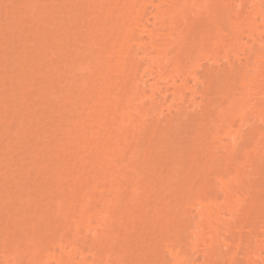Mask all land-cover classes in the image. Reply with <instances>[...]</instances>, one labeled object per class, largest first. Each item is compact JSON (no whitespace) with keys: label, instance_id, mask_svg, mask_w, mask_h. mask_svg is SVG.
Wrapping results in <instances>:
<instances>
[{"label":"bare ground","instance_id":"obj_1","mask_svg":"<svg viewBox=\"0 0 264 264\" xmlns=\"http://www.w3.org/2000/svg\"><path fill=\"white\" fill-rule=\"evenodd\" d=\"M36 1L37 3H35V5L33 4L34 2L32 3V6L34 5L33 6L34 9H32V14L34 16L33 19H35L36 17L35 19L36 22L32 20L33 21L32 23L33 25H35L36 28L32 27L33 28L32 29L29 27L30 29L33 30V32H31L32 35L30 34L32 40L31 44L34 42L33 39H36L37 42V43L34 42L35 48H37L35 51L36 54L33 51V54L36 56V57L34 56L35 59H33L35 60L33 61L34 65H32L29 60L31 56L27 55V57L29 56L28 59H26L25 57V59H22V61L15 60L18 61L14 63L15 66H17L18 68L17 70L18 73L14 69L13 70L14 74L12 71L11 75H8L7 67L9 66L6 65L10 63L7 61L8 58L5 55V58H7L6 61L8 63H6L5 65L2 64L3 65L2 68L0 66L1 68L0 84L2 86L7 87L5 85L7 82L6 81L7 77H9V80L11 81H13L15 77L16 78L18 77L17 80H19V83L21 81V85H22L21 88L26 89V84L28 82H30V84L33 86V84L36 85L37 82L41 83V81H39L40 80L39 78H42L41 79L43 80L42 81L43 85L41 87L42 92L41 90H39L40 92L39 91L36 92L35 87L32 88L31 85L30 88L28 87L29 88L28 90H32V91L34 90L35 92L34 94H36L38 98L42 97V94L43 96L45 95V97L49 101V105H47L48 103L45 105L49 106L50 107L49 109H52L53 112V116L51 118L54 119L56 122L58 121L59 123H58V127H56L57 124L55 126L54 125L55 122L54 123L51 122L52 119L49 118V120L48 119L47 120L50 121L51 124L45 123L47 125L44 124V126L47 127L50 124L48 128L51 127V125H54L56 128L51 127L47 130L48 132L46 131V129L45 131H41L44 128L41 125L43 128L41 127L42 129L38 130V128L40 127L37 128V126L35 127L34 124L37 125L39 121L41 122V120L43 121L45 120V115L39 110L41 114L37 120L35 118V120L38 122H35L34 124H31L29 122L30 125H34L33 127L31 126L30 127L33 129L34 127L36 128V130L34 129L35 133L38 132L36 137L37 136L41 137L43 135V137L45 136L44 137L45 139L50 138L51 140L52 139L55 140L56 141V142L54 141L55 144L58 141L59 143L64 141L62 143L65 147V149H62L63 152L59 150L61 148L54 149V144H53V149L51 150L48 149L49 154H51V152L55 153L53 156L57 158V163H60V165L62 166V168L60 167L61 168V172H60L59 165L56 163V160H54L56 158L52 156L53 154L52 153L51 157L50 156L49 157L52 159L54 158L53 160L55 161V163L52 162L53 166L54 164H57L56 166L59 169V170L56 169V166H54V168H52V170H54L53 172H55V170L57 172L59 171L58 175L61 176L62 173L64 174L66 173L65 171L68 172L70 169H72L75 164H81L80 166L81 168L82 167L83 168L82 170L81 169L79 170L82 171L81 174L84 175L83 178L85 179V181H82L79 175L70 176V177H64L67 174L65 175L63 174V177L55 176L54 175L55 173L49 175L52 176V179H54L55 177L57 178L59 177L58 179L55 178L54 180L55 183L57 180L59 181L60 178H61L60 180L63 181V183L65 182V186L63 187H61L62 183L60 182L56 183V184L60 183L59 186L60 188L55 185L53 186H55L56 188L51 186L55 189L58 188L56 194L55 192H53L55 190L50 186H48L50 187L48 188V190L50 191V189H52L53 190L52 192L55 194V195L53 194L52 198L55 196L57 199L54 201L55 199L54 197L53 199L54 202L52 200H50L52 202L50 201L48 202V204H50L48 205V207L51 205L54 207V208L52 207L53 210L50 209L51 207H49V209L52 210L51 212L52 214L49 213L48 211L49 209L46 205L47 202L45 204V202L43 201V199L44 200L46 199V197L44 198L42 196L43 193H41L42 195L40 194L42 198L40 200H42L41 203L45 204L48 210L45 207L44 211H42L43 204L42 205L36 204V202L33 203L34 205L36 204V206L41 205V207H39L41 212H45V210H47L48 215L49 214L57 215L58 218L61 217V222L57 224V226L60 227L57 228V231L58 229H60L59 230L60 232H58L55 236H53L54 237L53 239H48V238L46 239L45 238L46 235L44 237L42 235L43 233H40L37 236V232H36V234L34 235L32 230L29 232H32L31 234L33 236L31 234L30 237L27 235L28 236L27 239L26 236H22L23 238L25 237L22 240L20 239L21 238L20 235L19 236L15 235L22 241H20L18 238L16 239V237L13 236L11 240L6 241L9 243V244L7 243L8 245L6 244L5 246L0 244L1 246L0 264H112L111 262L112 259L109 253L107 252L101 253L100 251H93V248L87 245L88 242L93 246H95L96 243H98L97 245L103 246V248L114 249V245L119 243L118 241L112 243V241L115 238L117 240L119 239L120 236L119 232L124 226L122 225L123 223L116 225L111 221L109 223H106V220L109 221V217H111L109 216V212L114 211L113 209L116 208L115 204H119L120 201L122 200V197L117 196L115 198H112V200H109L108 196L105 195L98 196V188H99V186L97 185L98 182L96 181L93 184L92 188H90L91 179L92 177L95 176L88 175L86 173L98 172L97 171L98 166L102 163V160L105 157V153L102 150H104L103 147H106L107 145L110 149V153L114 152L118 147V145L121 146L122 151L120 152V154L122 155L118 159V162L121 163H123L124 161L123 158L127 152V149H129L132 156L141 154V156L145 158L146 154L149 153L148 149L158 146L157 139L155 140L153 136L154 133L157 132L158 128H153V126H151L152 123L150 124V121L154 118V116H156L155 118L158 120L161 117H163L164 113L162 111V108L161 110L158 111L159 107L161 106L165 107L164 105H166L165 108L170 110V108L172 107V103L167 102L168 100L167 95H169L170 92H171L170 102L179 101L181 103L183 102L185 103L188 100V102L194 105L192 107H195V109L197 107L198 112L199 110L204 111L205 109L207 110L213 109L215 111L216 106L215 107L213 106L214 102L212 101L214 98L215 100H218L217 97L218 98L220 97L223 102L225 101L227 106L220 108L221 110L220 114L218 115L216 114L217 116H219L220 119V121L218 120L219 124L218 122L212 120L215 122V124H213L214 125L213 127L210 126L209 130L211 129L215 130L214 131L215 132L214 139H215L217 134H219L217 133L219 132L220 129L219 126H222L221 128L224 129L223 127L224 124H225L224 126H226L227 124L229 125V126L227 125L228 126L227 129L225 130L222 129L223 132L219 134L218 135L219 138L218 137L217 138L221 139L220 136L222 135L221 136L222 138L225 139L228 138L230 141L226 139L228 143L222 142L224 143L222 144L221 143L222 139H221L219 141L221 143L219 145L221 146L218 149L219 150L224 148L226 149L227 147L230 156H232L231 153L238 150L240 147L238 146L239 143L243 141L244 134L241 138V132L244 130V129L242 130L243 128L242 124H245V121L248 119L250 120L251 118L252 119L255 118V120L258 119L259 121L261 120L262 122L261 124H264V106L260 105L262 104V102L259 103V100L260 101L264 100V92H263L264 89V0H36ZM19 11H21L20 8ZM1 15L3 16V14ZM5 16H8V13L5 14L4 17ZM15 16H18V18H16ZM15 16L13 15L14 19L16 18L18 20L19 16L21 19L22 14L21 15L16 14ZM7 18L10 19L12 17H7ZM257 18H260V22H257ZM14 21L15 20H13V22ZM16 23L14 26H17ZM260 23L261 25H263L262 29H260L259 26ZM25 27L22 28L25 29ZM20 30L21 29H19V32ZM23 31L22 33L24 34L23 37L21 36L22 37L21 40L25 42L24 37H26V31L25 32ZM1 34L3 35V33ZM16 34H18V32ZM16 34H12L11 36L15 37ZM255 34L257 36H254ZM242 35L249 36L250 40H252V43L246 50L243 49L239 53L238 51L234 50V48H236L237 44L240 42V37ZM3 37L5 39V35ZM1 39H3L2 36ZM16 41H18V39H16ZM16 41L14 40V42ZM185 48H188L187 53L184 50ZM189 48H194V49L198 48L196 54L192 53L191 55V51H189L190 50ZM181 49L184 50L183 54L184 52L186 53L185 59L188 60L189 64H191L190 66H185L188 65V63H186L187 61L181 59V56H183V55L181 56L179 55L180 53L179 51H181ZM206 49H207L206 51L207 54L203 51L201 52V50L205 51ZM26 53H24V56H26L25 55ZM230 54L232 55L230 56ZM200 56H203V58ZM231 57H233L232 59H234L233 62L230 61ZM199 58L200 59L202 58L204 60L212 59V61L210 60L211 62L208 61L209 63H211V65L212 63L215 65L218 64L220 58H223L221 60L222 62H225L224 66L219 63L218 68L216 67L215 69L216 71L214 74L215 78L219 81V83L221 84L225 83V84L223 85V87H221L222 85L219 84L217 80H215L217 82V85L216 86L215 84L213 85V87L215 86L213 93L214 98H211V96H209V93H212L209 92L210 85L206 86V83L209 82L206 81L205 83L201 81V84L198 85V82L200 80L199 78L201 76L200 75L197 76V73L199 74L200 72H198L196 69L197 71L196 73L195 68H199L200 65ZM224 59L225 61H223ZM26 60L31 64V66L29 65L28 67L29 70L26 69L27 67ZM182 60L183 62L186 63L185 65L182 63ZM211 65L209 64L208 67L206 68L204 67V69L209 70V73H211L212 70ZM210 75L213 76V73H211ZM203 76L206 75L203 74ZM29 77L31 78L29 79ZM28 79L30 81H28ZM37 79L38 81H36ZM189 79L193 81V84L192 82L191 85L189 84L188 81ZM212 79L209 80L213 82L214 79L213 80ZM159 81L165 83V84L162 83L164 84V88L162 87L163 89L158 86ZM212 82H210V84ZM203 83H205V85ZM188 84L190 86H188ZM7 85L10 84L8 83ZM17 86H19V84ZM27 86H29V84H27ZM7 88H5V90ZM38 88L40 89V87ZM187 89H189V94L191 93L190 97L189 95L188 96L185 95L186 94L185 90ZM1 90L4 91L3 88ZM3 91H0V128H2V130H4L3 133L8 134L7 136L11 139L14 135L13 136L10 135L11 136L10 137L9 134L12 133L11 126L15 124V121L18 122V124H16L17 126L18 125L22 126V124L24 125L27 124L25 122H26V118L27 120L29 118L26 115V111L28 109L26 110V108L24 107L21 109L23 104L26 103V99H25L26 97L25 98L22 97V99H19L22 105L21 104L18 105L17 98L16 96L14 97V95L13 96L10 95L11 98L9 97L10 100L8 102L5 101V98L4 99L1 98L2 96L1 93ZM32 91L29 92H31L32 94L33 93ZM12 92L13 91H11L10 93ZM18 92H16V95ZM8 93L9 92H7L6 94L7 96ZM196 94L200 95L199 97L200 100L198 101H196L195 98ZM258 94L260 95L262 94L261 95L262 97H260ZM25 95H27V97H30L26 93ZM36 95H34V97ZM186 97L187 99L185 100ZM42 101H44L43 97H42ZM4 102L5 103L7 102V104H5ZM29 102L27 101V103ZM39 102L40 101H38V104ZM55 102L56 104H54ZM219 102L217 101V103ZM163 103L165 104L162 105ZM187 103L186 105H188ZM219 104H221V102ZM182 105L185 107L184 104ZM31 106H33V104ZM173 107L172 110L174 109ZM199 107L201 108L204 107V109L203 108L201 109ZM11 108H13L14 110L12 111ZM232 108H234L235 111H232L234 112V114L231 113L232 115L230 116L233 117L235 116V119L239 118L241 121L239 123L238 128H236V130L232 129L231 127L232 123L226 121L227 118L224 117L226 115L222 116L226 110ZM132 109H134L133 112H131ZM172 110L167 112L169 114L168 116H170V112ZM220 110H218V113ZM32 111L30 109L28 111L29 114L28 113L27 114L28 115L32 114L31 113ZM49 114H51V112ZM250 114H252V116L254 115V117L250 118L249 117ZM35 115L38 116L39 114L38 115L35 114ZM228 115L229 114L227 113V116ZM217 116L216 118H218ZM220 116H222V119ZM247 116L249 118H247ZM31 117L29 120L32 119ZM216 118L215 120H217ZM135 121L136 123L141 125L142 131H138L136 134L132 136L133 138H135V141H133L132 143V141H128L127 139L130 137L131 128L136 125ZM251 121L248 123H251ZM102 122H106V124H103L102 130L100 131ZM160 123L161 122H159V124ZM16 125L12 126L15 127V130L17 127ZM24 125L22 127H24ZM250 126L251 125L246 126L245 124L244 128L248 127L250 130L251 128ZM25 129H28V126H26ZM24 132L26 133V131ZM253 132L254 131H252V133ZM27 133L28 135L29 133L33 134L32 132L29 131H27ZM35 133L33 135H35ZM246 133H250V131ZM256 133L258 137L256 139L258 141L256 143L254 140V143L256 144L253 147L251 146L252 147L251 150H249L251 147L249 149L244 148L246 147L245 146L246 144L244 145V147L243 145H241L242 148L239 149V150L243 149L241 150V152L243 153L240 152L239 153L244 155L245 160H242V158L240 159V161L235 160L234 161L235 167L233 166L234 170H232L233 172L231 171L232 172L231 173L228 171V174L226 176L225 174L223 176H220L218 174L214 175L216 176L215 179L219 183V187L222 188L226 194H228L226 205L232 206L235 205V202H237L238 204L239 201L237 200V198H235L238 194L237 187H240L244 180H248V179L251 180L250 178L252 176L258 174L254 172H256V168L258 165V164L256 165V163L258 162V160L256 159L259 158L262 159L264 157L260 155V153L262 154L264 153V151L261 152L262 148L260 149L259 147L261 142H264L263 141L264 130L262 131L261 128H259L258 131H256ZM21 134L25 135L24 133ZM113 134H115L116 140H114L112 144H109L112 140V136H114ZM117 134H119L120 136H118ZM33 135H29V137L32 136V138H34V141H37L38 138L33 137ZM201 136H199L200 139L202 138ZM22 137H24V140L26 139V136H22ZM5 138L6 137H4V139L1 141L2 137H0V144L3 145V143L1 142H4ZM217 138L215 140H217ZM7 139L5 142H7ZM21 139L22 138H20V140ZM48 139L46 140L48 141ZM20 140L19 143H21ZM47 141L44 144L42 143L43 146H41V148L48 147V144L50 142L48 143ZM117 141L118 143H115ZM141 141H144V143L141 144L142 143ZM244 141H246V138H244ZM10 142L14 144L13 140ZM54 142L52 141V143ZM24 145L27 144L24 143ZM0 147L1 150L2 146ZM16 147L18 148L17 145ZM5 148L6 147H4V149ZM7 148H9V146ZM17 148L16 151L18 150ZM42 150H44V148ZM56 150H59L57 151V154H56ZM44 151L47 152L46 148ZM1 152L2 151H0V153ZM59 152L60 154L58 155ZM65 152H69L67 153L68 155L66 154L68 157L66 155H63ZM81 152H87V153L90 152V156L88 158L89 161L87 163H85V159H83V157L79 156ZM22 153L28 154L27 151L25 153L22 151ZM70 153L73 154L70 155ZM13 154L16 155V152L13 151ZM31 154L34 155L32 157L36 158V156L39 153L36 156H35L36 153L34 154L31 153ZM45 154L49 155L48 153ZM12 155L11 157H13ZM41 156L44 157V155ZM101 156H102V160H101ZM17 157L18 154L16 158ZM21 157H22L21 159L22 161L23 158L25 157L24 155ZM69 157H71V159ZM10 159L13 161L12 158ZM21 161H19L20 162L19 164H22ZM45 161L46 163L49 162L47 160H44L43 163H45ZM226 161H227L226 163L228 164L232 163L229 162L231 161V157ZM6 163H4V167ZM43 163L36 166V167L39 166V171H41L40 173L37 172V175H39V177H41L40 174H43L44 173L43 171H46L47 170L46 168L48 167L47 165L46 167H43V165L46 164ZM16 164L19 166L18 163ZM17 165L16 166L14 165L15 166L14 169L18 168ZM23 165L21 167H23ZM62 169H64V171ZM24 171H26V169L25 170L23 169V172ZM48 172L49 171L47 170V174ZM69 172L71 173V171ZM252 172L255 175H251ZM245 173L250 175L247 176L245 175ZM7 174H9V176L10 175L12 176L10 171L9 173L7 172ZM72 174L73 171L71 175ZM259 174H261L260 171ZM45 177L46 178L44 179L42 178L43 181H45V179H47L48 176L46 175ZM0 178H4V177L1 176ZM6 178L7 177H5V180ZM49 178L47 180H50L51 182L52 180ZM25 180L26 179L23 180V183ZM154 181H155L154 183H156V180ZM50 182L47 183L45 182V183L50 185ZM67 182L68 183L71 182L69 184L70 186L68 185ZM23 183L22 182L21 184L18 183L17 186L23 185ZM143 183L144 185L143 187H141V192L145 193L146 190H148L151 181H143ZM66 184L68 186H66ZM11 185L13 186V183ZM111 186L114 188L115 184H112ZM13 187H15V185ZM118 188H120V186H118ZM44 189L47 190V188ZM1 191H0L1 203L5 195L9 194L8 193L9 191L10 193H12L13 196V192H11L12 190L10 189L8 190L6 189V192L3 191L5 192V195L4 193L2 194ZM203 191L204 190L201 188V189H197L196 192L198 195H201L203 194ZM260 191L262 192V190H259V192ZM150 192L151 193L146 197V203L148 206H152L149 205V200H152L153 203L152 211L144 210L142 211V214L143 217H145L146 219L149 218L146 220L147 224H149L146 226L149 227L147 228L144 227V228H146L147 231L148 228H151V230L148 232L145 230L146 232L144 231L142 234L137 233L138 237L136 236L137 237L135 239L136 242L134 241V244L136 246L133 245L137 247L138 249L137 248L136 249L140 252L141 259L139 260L140 261L139 264H264V255L262 254H261L262 256L260 255V252L262 251L264 252V231H262L260 237L258 238L256 237L255 239H253L254 234L252 233L253 234L252 235L249 232V236H248L249 239L246 240L247 242L245 241V239H247L246 236L245 239L239 236V240L237 241L234 239H227L225 235L221 233L222 232L221 227L224 226L225 224L224 221L226 222L228 221L222 219L220 216L221 205L216 201L203 203L201 199H198L195 202V204L198 205V207L195 208L198 213V220L194 223L193 226L191 225L192 227L190 231V234L193 237L186 238L184 237V232L186 226L188 225L191 219V214L188 212L186 213L187 208L183 203L185 196L184 195L180 197L178 196L179 198L177 197L176 199H174L175 203L172 205L171 203L173 202L165 201L166 196H162L161 194L159 195V193H157L156 191L150 190ZM19 196L21 195L19 194ZM15 197L13 198L11 197V199H14ZM1 198L3 199L1 200ZM8 200L10 201V198ZM18 201L19 200H17V202ZM5 203L7 204L8 202ZM0 205L1 206L3 205V207L0 206L1 207L0 209H2L4 208L5 204L3 203ZM111 207H113V209ZM126 207H127V203H126ZM8 208L9 207L6 208V211L8 210ZM16 208H19V206H17ZM213 208H215L216 210H213ZM21 210L23 211L24 209L21 208ZM38 210L36 213H38ZM98 210H102L103 214L101 215L100 218L94 219V216L98 213ZM12 211L14 212L16 210H12ZM12 211H10V213ZM22 211L18 213L21 214L25 213ZM89 212L92 213L89 214ZM39 213L37 215H39ZM175 214L179 218L178 220L176 216H174ZM0 215L2 217L4 214L3 215L0 214ZM41 215L43 214L41 213ZM41 215L38 217L40 220L37 219L39 222L42 220L41 217L44 218V216H47V215L44 216ZM8 216L5 217V220L6 218H8ZM11 217L14 216L12 215ZM122 218H124V215H122ZM44 219L42 220V222H44ZM38 221L37 224H39L40 226L41 222L38 223ZM4 223L5 222H3V224ZM13 223L14 222H12V224ZM19 223L24 224L23 222H19ZM1 224L0 226H2ZM6 225L7 224H5V226ZM13 226H15V224H13ZM24 226L25 225H23L22 227ZM254 226L252 227L253 230H254ZM3 227H1L2 229L1 231H4L3 233H5L6 230ZM16 227H18V225H16ZM9 228L10 227L8 226V229ZM225 228H226L225 232H227L228 227ZM223 229L224 227L222 228V230ZM24 231H26V229ZM63 232L68 234L70 232L71 233L70 235H72L73 239H71L70 237L65 238L66 235ZM80 232L82 236L80 237L81 240L78 241L77 238ZM251 232L253 231L251 230ZM17 233L18 230L16 234ZM240 235L242 236V234ZM8 236H10V234ZM206 237L209 238L208 243L207 242L205 243L204 241ZM6 238L8 237L6 236ZM15 239L19 240V242L16 241ZM242 239L245 243H242ZM1 241L2 240L0 239V242ZM6 242H2V244ZM88 247L90 249L86 252L85 249ZM198 254H200L201 259L197 258L196 255ZM129 259L131 260V258Z\"/></svg>","mask_w":264,"mask_h":264},{"label":"rangeland","instance_id":"obj_2","mask_svg":"<svg viewBox=\"0 0 264 264\" xmlns=\"http://www.w3.org/2000/svg\"><path fill=\"white\" fill-rule=\"evenodd\" d=\"M3 1L4 0H2V1L0 0V2L3 3V4L0 3L1 4L0 5V15L3 14V16L1 15V17H0V20H1L0 21V26H1L0 27V34L3 33V35L2 34L0 35V39H1V36L3 38V39H1L2 41L0 40V60H1L0 61V64H1L0 66L2 68L3 65H5L6 63L9 62L11 65L10 64L6 65V66H9V67H7V70H8L7 73H8V75H11V73H12V71L14 69L16 70V72L18 70L17 66H15L14 63H16L18 61H22V59H25V57H26V59H28L29 56H31L29 58V60H30L31 64L34 65V62L33 61H35V60H33V59H35L34 58L35 55L33 54V51L35 52L37 48H35V44H34V42H36V39H33L32 38L34 42L31 44V42H32V40H31L32 33L31 32H33V30H32L33 28H36L35 25H33V23H32L33 21L36 22V20H35L36 17H35V19H33L34 16L32 14V9H34L33 6L35 5V3H37V1L36 0H5L4 2ZM32 3L34 4L33 6H32ZM19 8H20L21 11H19ZM6 12L8 13V16H5L4 17V15L7 14ZM19 13L22 14L21 19H20V16H19L20 22H19V19L18 20L16 19V18H18V16H15L16 14L21 15ZM13 15L16 17L15 19H14ZM7 17H12V18L9 19ZM5 18H7V19H5ZM3 19H4V21H3ZM13 20H15V21L13 22ZM16 22L19 23L20 25L17 24ZM257 22H260V18H257ZM15 23H16L17 26H14ZM18 25H19V27H18ZM259 26H260V29L263 28V25H261V23H260ZM13 27H16V28H13ZM22 27L23 28L25 27V29H23ZM29 27L30 28L33 27V28L30 29ZM19 29H21L20 32H19ZM23 30L26 31V37H24L25 39L23 38L25 40V42L23 40H21V38L23 37V34H24V33H22ZM25 31H23V32H25ZM12 32H14V33H12ZM17 32H18L19 35L16 34ZM11 33L12 34H16L18 37L20 36L18 38L15 35V37H16V39H18V41H16L15 37L11 36L12 35ZM7 34H9V35H7ZM4 35H5V39L3 37ZM254 36H257V35L255 34ZM28 37H30V38H28ZM9 38H11V39H9ZM14 40L16 42H14ZM251 43H252V40H250L249 36L242 35L240 37V42L237 44V46H236V48H234V50H236V51H238L240 53L241 50H243V49L246 50L251 45ZM140 49H142V48H140ZM189 49H190L189 51H191V55H192V53L196 54L198 48H195V49L194 48H189ZM184 50L187 53L188 48H185ZM184 50L181 49V51H179L180 53L179 52L178 53H179L180 56L183 55V56H181V59H183L184 61H187L186 63H188V65H185L186 63L183 62V60H182V63L185 66H190L191 64H189L188 60L185 59V57H186L185 54L186 53L184 52V54H183V51ZM202 51L206 53L207 49L205 51L204 50H201V52ZM208 51H209V49H208ZM173 52H175V51H173ZM24 53H26L25 54L26 56H24ZM35 54H36V52H35ZM5 55L8 58V60H7L8 62L6 61L7 58H5ZM27 55H29V56L27 57ZM231 55L232 54H230V56ZM22 57H24V58H22ZM200 57L203 58V56H200ZM202 58L201 59L199 58L200 65H199V68H195V71L197 69L198 72H200V73L202 72L206 76H203L202 73L201 74L200 73L198 74L197 71H196L197 76H199V75L201 77L203 76L202 79H201V77L199 78L200 80L198 79L199 80L198 85L201 84V81L202 82H205V83H206V81L209 82V83H206V86L207 85H210V91L209 92H212V93H209V96H211V98H214V96H213L214 95L213 94L214 93V87L217 85V82L219 83V81L215 78V75H214L215 72H216L215 69H216V67L218 68V64L219 63L224 66L225 62H222L221 59H223V58H220L221 61L219 60V63L218 64L215 65V64L212 63V65H211V63H209V62H211L212 59H209V60L208 59H205L204 60ZM232 58L233 57H231V60H230L231 62H233V60H234ZM15 60H18V61H15ZM223 61H225V59ZM26 62H27V60H26ZM26 64H27L26 69H28L29 65L31 66V64L29 62H27ZM209 64L212 66L211 73H213V76L210 75L211 73H209V70L204 69V67L205 68L208 67ZM200 67H201V69H204V70H201ZM220 67H221V65H220ZM1 68H0V70H1ZM186 68H188V67H186ZM13 74H14V71H13ZM207 77L210 80L213 78L214 79V80L212 79L213 82L215 80H217V82L215 81L213 83ZM30 78L31 77H29V79ZM15 79L13 81H11V80H9V77H7V80H6L7 82H6L5 85L8 88L5 87V86H2L0 84V88L2 86V88L6 92L5 93L3 90H1L2 88L0 89V91H3L4 92V93L3 92L1 93V95H2L1 98H3V99L5 98V101L8 102L10 100L9 97L11 98V96L14 95V97L16 96L17 102H18L17 104L19 105V104H21V101L19 99H22V97H24V98L26 97L25 98L26 99V103L23 104V106L21 107V109L23 107L26 108V110L28 109L26 111V115L29 118H28V120L26 118V122L25 123H27V124H25V125L22 124V126L24 125V127H22L21 125L20 126L18 125L19 126L18 127L16 125V124H18V122L15 121V124H13V125L14 126L15 125L17 126L16 127V130L17 131L15 130V127H12L13 125L11 126V128H12L11 130H12V133L13 134L10 133L9 136L10 135L11 136L14 135L16 138L18 136L17 139L14 136L12 137L13 139L12 138L10 139L7 136L8 134H4L3 133L4 130H2V128H0V135H3V136H0V137H2L1 141L4 139V137H6L5 140H4V142H1V143H3V145L5 144L4 147H6V148L4 149L3 145L0 144V146H2V149H3V150L2 149L0 150V151L3 152V153L2 152L0 153V174H1L0 177L1 176L4 177V178H0V181H1L0 182V184H1L0 185L1 186L0 187V191L2 190L1 192H2V194L4 193V195H5L6 189L7 190L10 189V190H12L11 192H13V196H12V193H10V191H9L8 192L9 194L5 195V197L3 196L4 199L1 198V200L3 199L2 200V203L0 202V204H3L4 203L5 205H7V206L4 205V208L5 209L4 208H2L3 210L0 209V214H2V215L4 214L2 217L0 215V219H1L0 220V224L3 221V218H4V221L3 222H5L4 224L2 222V224H1L2 226H0V234L2 235V236L0 235V239L2 240L0 242V244L1 245H5V246L8 243L6 241L11 240L13 238V236H15V235L16 236L17 235L18 236L20 235L21 236L20 239H22V240L25 238V237L23 238L22 236H26V239H27L28 236L30 237L32 235L31 234L32 232H29L31 230L33 231L34 235L36 234V232H37V236H38V234L43 233L42 235L44 237L46 235V237H45L46 239L47 238L48 239H53L54 238L53 236H55L58 232H60L59 231L60 229H58V231H57V228H60V227L57 226V224H59L61 222V217L58 218L57 215H50V214L48 215L47 214L48 211H49V213H51L52 210H53V208H54L51 205L49 207H51L50 209H52V210H50L49 207H48V205H50V204H48V202L50 200L53 201V199L55 197L54 196L52 198V196L54 194L53 192H55V194H56V191L58 189V188L55 189L56 188L55 186L59 187L60 186V183H62L61 184L62 185L61 187L65 186V182L63 183V181L60 180L61 178L59 179V181L58 180L56 181V183L57 182H60V183L56 184L54 182L55 178L58 179L61 176L63 177V174L64 173H62V175L60 173L61 176L58 175L59 174L58 172L59 171L61 172L62 166L60 165V163H57V158L53 156L55 153L54 152H51V154L53 153L52 156L54 158H56V159H54V158L53 159L56 160V163L59 165V169H60L59 170L58 167L56 166L57 164H54V166H56V169H58L59 171L57 172L55 170V172H53L54 170H52V168H54V166H53V163L52 162L55 163V161L52 158H50L51 157V154H49V151H48V149H50V150L53 149V144H54V149L61 148L59 150L61 152H63L62 149H65V147H64V145L62 143L64 141H62L60 143L58 141L57 143L60 144V145L62 144V145L60 146V145H58L56 143L58 145L57 146L55 144V142H56L55 140H53V139L51 140L50 138L49 139L46 138V139H48V141H47L44 138L45 136L43 137V135L41 136L42 137V139H41L40 136H37L36 137V135H37L38 132L35 133V130H36L35 127L36 126H37V128L40 127V128H38V130H40V129H42L44 127L41 131H45V129L47 131L51 127H54V128L58 127V123L59 122L58 121L56 122L54 119L51 118L53 116V112H52V109H49L50 107L47 106V105H49V101L45 97V95L43 96V94H42V97H43V100H44V101H42V97H39L38 98L37 95L34 94L35 93L34 90L33 91L32 90H28L30 88V85H31L30 82H28V83L26 82L27 84H29V86H27V84H26V89H23V88H21V86H22L21 85V81L19 83V80H17L18 77L17 78L15 77ZM29 79H28V81H30ZM39 79H40L39 81H41V83H42V81H43V80H41L42 78H39ZM181 79H182V77H181ZM15 81L18 82V83H16ZM36 81H38V79ZM188 81H189V84L190 85H191V82L193 84V81H191V79H189ZM160 82L161 81H159L158 86L161 87V88L162 87L164 88V84L165 83L164 82H161L160 83ZM210 82H212L213 84L212 83L210 84ZM8 83L10 85H7ZM41 83L37 82L36 85L33 84V86L31 85V87L32 88L35 87L36 92H38L39 90H41V92H42L41 87H42L43 83L42 84ZM162 83H164V84H162ZM205 83H203V84L205 85ZM18 84H19V86H17ZM161 84H162V86H161ZM189 84H188V86H190ZM214 84H215V86L213 87ZM219 84H221V83H219ZM224 84L225 83H222L221 84L222 85L221 87H223ZM10 86L12 87V89H11ZM36 86H37V89H36ZM4 87L7 88V89L5 90ZM38 87H40V89ZM198 89H199V86H198ZM27 90H28V92H27ZM11 91H13L12 92L13 94L10 93ZM29 91H32L33 92L32 93L33 96L31 94V92H29ZM185 91H186V94L185 95H187V96L189 95V97H190V94L191 93L189 94V89H187ZM7 92H9L8 93V96L6 95ZM16 92H18L17 93L18 97L16 95ZM263 92H264V89H263ZM25 93L28 94L30 97H27V95H25ZM170 93H169V95H167V99H168L167 102L172 103V107L174 106L173 107L174 108L173 110H172V107L170 108V110H172L170 112V116H168L169 114L167 113L170 110L167 109V108H165L166 105H164L165 103H163L162 105H164L165 107L161 106V107L158 108V111L161 110V108H162V111L164 113L163 117H161L158 120V119L155 118L156 116H154V118L150 121V124L152 123L151 126H153V128H158L157 129V132L158 133L156 132L153 135L154 136V139L155 140L157 139L158 146H156L154 148L148 149L149 153L146 154V157L145 158H143L141 156V154L140 155H136V156H132V154L130 153L129 149H127V152H126V154L124 155V158H123L124 161H123V163H121V162H118L119 157L122 155V154H120V152L122 151L121 146L118 145V147L116 148V150L114 152L110 153V149H109V147L107 145L106 147H103L104 150H102V151H104L105 157L102 160V156L103 155L101 156L102 163L98 166V170H97L98 172H88V173H86L88 175H94L95 176V177H92V179H91L90 188H92L93 184L97 181L98 182L97 185L99 186V188H98V196H101V195L108 196L109 200H112V198H115L117 196L118 197H122V200L120 201V203L118 202L119 204H115V206H116L115 209L117 211L115 209H113V207H111L114 211H110L109 212V216H111V217H109V221L106 220V223H109L111 221V222H113L116 225L117 224H120V223H123L122 225L125 226V227L123 226L122 229H121V231L119 232V234H120L119 239L117 240L115 238L112 241V243H115L116 241H118L119 243L116 244V245H114V249L103 248V246L97 245L98 243H96V245L93 246V245L89 244V242H88V245H87V246L92 247L93 248V251H100L101 253H105V252L109 253V255H110L111 259H112L111 260L112 264H127L128 262H129L128 264H139L140 263V261H139L141 259L140 252L137 250L138 248L135 247L136 245L134 244V241L136 242L135 239L138 237L137 233L138 234H142L146 230V228L149 227V226H146V225H149L146 222V220L149 219V218L146 219L145 217H143L142 211H144V210L145 211H152V206H153L152 200H149V205H152V206H148L147 203H146V197L151 193L150 190L151 191H156L157 193H159V195L161 194L162 196H166L165 201L166 202H169V201L173 202V203H171L172 205L175 203V200L174 199H176L178 196L179 197L182 196V195L185 196L183 203H184V205L187 208L186 213L188 212V213L191 214V219H190L188 225L186 226L185 232H184V237H186V238H192L193 237V236H191L190 231H191V227L198 220V213H197V210L195 209L196 207H198V205L195 204V202L198 199H201L203 201V203H208L210 201H216V202H218L221 205L220 216H221L222 219L228 220L227 222L224 221L225 224H224V226L221 227V231H222L221 233L224 234L227 239H234V240L237 241V240H239V236L241 238H243V239H245V236H246V238H247V239H245V241H246V240L249 239V237H248L249 236V232H250V234H252V233L254 234V236H253L254 238L253 239H255L256 237L257 238L260 237V235L262 234V231H264V178H263V175H264V157H263L264 156V153H262V154L260 153V155H262V157H263L262 159H260V158L259 159L254 158V159L258 160L257 163L255 162L256 160L254 161L256 163V165L257 164L259 165V167L257 165V168L258 169L256 168V172H254V173H258V174L255 175L252 172L251 175H255V176H252V177L250 176L251 177L250 178L251 180H249V179L248 180H244L243 183L241 184V186L240 187H237L238 194H237V196L235 198H237V200L239 202H238V204H237V202H235V205L237 204L236 207H235V205H232V206L231 205H226L227 204V196H228V194H226L223 191V189L219 187V183L215 179L216 176H214V175H217V174L220 175V176H223L225 174V176H226L228 174V171L231 172L232 170H234L233 166L235 167V165H234V163H235L234 161L235 160H239L240 161L241 158H242V160H245L244 155L243 154H240V153H243V152H241V150H243V149L239 150L240 148H242L241 145H243V147H244V145L246 144L245 145L246 147H244V148H248V149L251 146L253 147L257 143V141H258L256 139V138H258L257 135H256L257 134L256 131H258L259 128H261V130L263 131L264 130L263 129L264 128V124H261L262 123L261 120L260 121L258 119L255 120V118H253L254 119L253 120L251 117H254V115L252 116V114H250L249 117L251 119L250 120L249 119L246 120L245 121V124H246V126L251 125L250 126L251 128H250V130H249L248 127H245L244 128V125L245 124H242L243 125L242 126L243 127L242 130L243 129L244 130L241 132V138H242V136L244 134L243 141H241L239 143V145H238V146H240L239 149L236 150V151H234V152H232L231 153L232 156H230V153L228 152L227 147H226V149L224 148L225 150L224 149H221V150L218 149L221 146L219 144H221L222 142H227V140L230 141L228 138H226L227 140L225 138H222L221 137L222 135L220 136V138L222 140L221 139H218L219 138L218 135L223 132L222 131L223 128H221L222 126H219L220 129H219V132H217L219 134L216 133L217 134L216 138L218 137L217 138L218 141L215 140L216 138L214 139V137H215V135H214L215 132L214 131L215 130L214 129H211V128H210L211 130H209V127L210 126L213 127L214 126L213 124H215V122H218V124H219L220 119H219V116H217V115L220 114V112H221L220 108H223V107L227 106L226 103H225V101L223 102L220 97L219 98L217 97L218 100H215V98H214L212 101L214 103L216 102L215 105L213 103V106L214 107L216 106V108H215V111L216 112L213 109H212L213 111L211 109H208V110L205 109L204 111L199 110V112H200L199 113L197 111V107H196V109H195V107H192L194 105L192 103L188 102V100L185 103L184 102L181 103L179 101L170 102V99H171ZM34 95H36V96L34 97ZM258 95L260 97H262L261 96L262 94L261 95L258 94ZM7 97H8V100H7ZM199 97H200V95H198V94L195 95L196 101L200 100ZM197 98H199V99H197ZM186 99H187V97L185 98V100ZM27 101L28 102L30 101V102L27 103ZM38 101H40L39 104H38ZM217 101L218 102L220 101L221 104H219L220 102L217 103ZM7 102L6 103L4 102V103L7 104ZM261 102H262V104H260V105L261 106H264V103H263L264 100H262V101L259 100V103H261ZM186 103L188 105H186ZM32 104H33V106H31ZM45 104H47V105H45ZM54 104H56V102ZM182 104H184L185 107ZM217 104H218V106H217ZM221 105H224V106H221ZM181 106H183V107H181ZM36 107H38V108H36ZM211 107H212V105H211ZM178 108H179V111L180 112L178 111ZM199 108H201V107H199ZM202 108L204 109V107H202ZM30 109H31V111L32 110L33 111L31 112L32 114L28 115L29 114L28 111ZM232 109H228L230 112L228 110H226L227 112L225 111L223 113V115H222V113H221V115L222 116H224V115L227 116V113H228L229 114L228 115L229 117L228 116L227 117L224 116V117L228 119V120L226 119L227 122L229 121V123H232V125H231L232 129L233 130H236V128H238L239 123L241 121H240L239 118H238L239 120L237 118L235 119V116L234 117L233 116H230V115L234 114V112H232V111H235L234 108H232ZM11 110L13 111L14 109L11 108ZM39 110L45 115V120L44 121L41 120V122L39 121L40 123L38 121H36L38 119V117L40 116V114H41L39 112ZM218 110H220L219 113H218ZM12 111H11V114H12ZM15 111H16V109H15ZM133 111H134V109L131 110V112H133ZM207 111H209V112H207ZM210 111H212V112H210ZM50 112H51V114H49ZM203 112H206V113H203ZM14 114H15V112H14ZM35 114H37V115L39 114V115L36 116ZM210 114H212V115H210ZM213 116L215 118L217 116L218 117V118H216L217 120H215V118ZM222 116H220L221 119H222ZM30 117L33 119V120L31 119L32 121L29 120ZM249 117L247 116V118H249ZM35 118H36V120H35ZM49 118L52 119V120L50 119L51 122H53V123L55 122V124H54L55 126L57 124L56 127L54 125H51V127L48 128V126H50V124H51V122L48 121ZM208 118H210V119H208ZM212 120H214L215 122L212 121ZM250 121H251V123H248ZM254 121H256V122H254ZM29 122L31 124H34L35 122H38L37 125L34 124L35 125V127H34L35 130L33 128H31L34 125H30ZM106 122H108V121H106ZM106 122H102L101 123L102 126L100 128V131L102 130L103 124H106ZM159 122H161V123L159 124ZM227 122H226V124H227ZM45 123H47V124L50 123V124L46 127V126H44ZM135 123H136V121H135ZM211 123H212V125H211ZM253 123L254 124L256 123L255 125L257 126V129H256V126ZM47 124H45V125H47ZM158 125H160V126H158ZM216 125H217V123H216ZM224 125H223V127H224L223 130L227 129L228 126H229L228 124H227L228 126L227 125L224 126ZM252 125H253V128H252ZM26 126H28V129H25ZM254 127H255L256 130L254 129ZM13 129H14V132H13ZM20 129H22V130H20ZM30 130H33V131H30ZM212 130H213V132H212ZM24 131H26V133ZM27 131L32 132L33 134L35 133V135L30 134V133H29V135H33V137L38 138V140H39L40 143L38 142L37 139H35L37 141H34V138H32V136L29 137ZM138 131H142V128H141V125L140 124L136 123V125L131 128L130 137L127 140L128 141H132V143H133V141H135V138H133L132 136L134 134H136ZM249 131H250V133H246V132H249ZM252 131H254V132L252 133ZM208 132H209V134H208ZM21 133H24L25 135H23ZM20 134L22 136H26V139L27 140L26 139L24 140V137H22ZM197 134L198 135L200 134L199 136L202 135L201 136L202 138L200 139ZM210 134H211V136H210ZM246 134H247V136L250 135V136H248L249 138L246 136ZM113 135L114 136H112V140H111V142L109 144H112V142L114 140H116L115 134H113ZM117 135L120 136L119 134H117ZM212 137H213V139H212ZM7 138H9L10 141L13 140L14 141L13 142L14 144H12V142H10L9 139H7ZM20 138H22V139L20 140ZM30 138H32V139H30ZM244 138H246V141H244ZM6 139H7V142H5ZM210 139H212V140H210ZM19 140H20L21 143H19ZM50 140H51V142H50ZM220 140H221V143L219 142ZM254 140H255L256 143H254ZM33 141H34V143H33ZM41 141H42L43 144L46 141L48 143L50 142L49 143L50 145L48 144V147L50 146L49 148L48 147H43L44 150L46 148V151L47 152H45L44 150H42L43 148H41V146H43V144L41 143ZM52 141L53 142L55 141V142L52 143ZM141 142H142L141 144L144 143V141H141ZM24 143L27 144V145H24ZM115 143H118V141L115 142ZM263 143L264 142H261L262 145L261 144L259 145L260 149L262 148L261 149L262 150L261 152L264 151V148H263L264 147V144ZM222 144H224V143H222ZM229 144H230V142H229ZM16 145L18 146V148L16 147ZM28 145H30V146H28ZM45 145H47V144H45ZM8 146H9V148H7ZM12 146L13 147L15 146V147L13 148ZM21 147H23V148H21ZM252 147L249 150H251ZM16 148L18 149L17 151H16ZM127 148H128V146H127ZM19 149H20V151H19ZM29 149H32V150H29ZM59 150H56V154H57V151H59ZM72 150H74V149H72ZM7 151H8V153H7ZM13 151L16 152V155L13 154ZM22 151L24 153L27 151L28 154H26V153L23 154ZM36 151H38V152H36ZM30 152L33 153V154L36 153L35 156L39 153L38 154L39 157H38V155L36 156V158L32 157L34 155H32ZM45 153H48L49 155H47ZM67 153H69V152H65L63 155H66ZM17 154H18V157H19V155H20V157L24 155L25 158H23V160L21 161L22 157L21 158L20 157L19 158L18 157L16 158ZM21 154H23V155H21ZM59 154H60V152L58 153V155ZM71 154H73V153H70V155ZM11 155L13 157H11ZM27 155H30V156H27ZM41 155H44V157L41 156ZM175 155H176V157H175ZM45 156H46V159H45ZM47 156L48 157L50 156V157L48 158ZM79 156L83 157V159H85V163H87L89 161L88 158L90 156V152L89 153H87V152H81ZM172 156H174V157H172ZM9 157L12 158L13 161ZM230 157H231V161H229V162H232V163H229L228 164V163H226L227 162L226 160L229 159ZM243 157H244V159H243ZM33 158H34V160H33ZM42 158L44 160L49 161V162H47L48 164L46 163V161H45L46 164L43 163L44 160ZM69 158L71 159V157H69ZM35 159H36V161H35ZM5 160L6 161L8 160L10 164L8 163V161L6 163ZM18 160L21 161L22 164H19L20 162ZM40 160H42V161H40ZM260 160H261V163H260ZM23 161H25V162H23ZM41 162L43 164H45V165H43V167H46V165H47L48 167L50 166L51 168L50 167L49 168L47 167L46 169L49 171L48 174H47V170H46V171H43L44 173L42 172L43 174H40L41 177H39V175H37V172L40 173L41 171H39V166L38 167H36V166L42 164ZM4 163H6L5 164V167H4ZM16 163H18L19 166ZM25 163H26V165H25ZM33 164H34V166H35L36 169L34 168ZM227 164L229 165V167H228ZM230 164H232V165H230ZM14 165L15 166L17 165V167H18L17 169L15 168L16 170L14 169V167H15ZM22 165H23V167H21ZM80 165L81 164H75L73 166V168L69 170V171H71V173L73 171V174L72 175H71V173L69 171L68 172L65 171L66 172L65 174H67V175L64 174L65 175L64 177H70V176L79 175L80 176V179L82 181H85V179L83 178L84 175L81 174V172H82L81 170H82L83 167L81 168ZM19 169H21V170H19ZM23 169L24 170L26 169V171H29V172H26V171L23 172ZM79 169H81V170H79ZM62 170L64 171V169H62ZM9 171L12 174L13 177L11 175L9 176V174H7V172L9 173ZM88 171H90V170H88ZM259 171H260L261 174H259ZM2 172H3V174H2ZM52 173H55L54 175L55 176H59V177L57 178V177H55L53 175L55 178L53 177L54 179H52V176H49V175H52ZM44 174H45V176L46 175L48 176L47 179L49 177H51L49 179H51L53 181V183H52V181L50 182V180H47V179H45V181H43V179L46 178L44 176ZM22 175H24V176H22ZM245 175L248 176L250 174H246L245 173ZM5 177H7L8 179L6 178V180H5ZM12 178L14 179V181H13ZM24 179H26V180L23 183V180ZM4 180L7 182V184H6V182ZM154 180H156V183H154L155 182ZM143 181H151L150 186H149L148 190H146L145 193L141 192V187H143V185H144ZM11 182L13 183V186L15 185V187H13L11 185L12 184ZM21 182L23 183V185H20V186L18 185L17 186V184L18 183L21 184ZM45 182L46 183L47 182H50V185L46 184ZM70 183H68V185ZM8 184L10 185V187L11 186L12 187L10 188ZM112 184H115V187L114 188L111 186ZM53 185H55V186H53ZM68 185L66 184V186H68ZM48 186L55 187V188L51 187L55 191H53L52 189H50V191H49L48 188H50V187H48ZM118 186H120V188H118ZM19 187H21V188H19ZM200 187L204 191H203V194L198 195L196 191H197V189H201ZM24 188H26V189H24ZM44 188H47L48 191L46 189H44ZM17 189H19L21 192L19 190H17ZM207 189H208V191H207ZM259 190H262V192L260 191L261 192L260 193ZM3 191H5V192H3ZM22 191H25V192H22ZM41 193H43V195ZM14 194H15L16 197L14 196ZM19 194L21 196H19ZM40 194L44 198L46 197L45 200H48V201H45L43 199V201L45 202V204L47 202L46 205H47V207H48L49 210L47 209V207L45 206V204L41 203L42 200H40V199H42V198H41ZM47 195H48V197H47ZM11 197L12 198L15 197V198L14 199H11ZM9 198H10V201L8 200ZM50 198H52V199H50ZM33 199H34V201H33ZM17 200H19V201L17 202ZM21 200H22V202H21ZM55 200H57L56 197H55L54 201ZM4 201L5 202H8V203L6 204ZM37 201H39V202H37ZM52 201H50V202H52ZM33 202H36V204H41V205L43 204L44 206L42 205V208H43L42 211H44V208L45 207L48 210V211L45 210V212L47 211L46 214H45V212H41V210L39 208V207H41V205H37L36 206V204L34 205ZM126 203H127V207H126ZM10 206H12V207H10ZM17 206H19V208H16ZM1 207H3V205ZM7 207H9L8 208V210L10 209L9 211L8 210L6 211V208ZM21 208L24 209V210L22 211ZM99 208H100V206H99ZM11 209L12 210H16V211L13 212ZM36 209L37 210L39 209L38 210V213L41 212L43 215H41V213H39V215H37L38 213H36L37 212ZM19 210H21L22 212H25V213H22V214L21 213H18V212H21ZM34 210H36V211H34ZM213 210H216V209L213 208ZM1 211H3V212H1ZM10 211H12V212L10 213ZM7 212L9 213V216H8V213ZM91 213L92 212H89V214H91ZM102 214H103V211L102 210H98V213L94 216V219L100 218ZM12 215L14 217L15 216L16 217L15 218L14 217H11ZM40 215L41 216L47 215V216H44L45 219L43 217H41L42 220L44 219V222H42V220H41L40 221L41 222V225L39 226V224H37V221L40 220L38 218ZM122 215H124V218H122ZM125 215H126V217H125ZM7 216H8V218H6V220H7V222H6L5 217H7ZM174 216H176V214ZM9 217H11V218H9ZM46 218H47V220H46ZM176 218H177V220L179 219L177 216H176ZM9 219H10V221H9ZM15 219H16V222H15ZM12 222H14L13 224H15V226H13ZM19 222H23L24 224L19 223ZM40 222L38 221V223H40ZM17 223H19V224H17ZM5 224H7V225L5 226ZM33 224L36 227H34ZM3 225H4V227H3ZM16 225H18V227H16ZM23 225H25L26 227L25 226L22 227ZM254 225L257 226V227H255ZM8 226L10 227L9 229L11 231L8 229ZM20 226L23 228V231H22V228ZM253 226H254V230L252 228ZM1 227H3L6 230L5 233H3L4 231H1L2 230ZM144 227H146V228H144ZM223 227H224V229L222 230ZM225 227H228L227 228L228 229L227 232H225V229H226ZM117 228H120V227H117ZM25 229H26V231H24ZM256 229H258V230H256ZM17 230H18V233L16 234ZM19 230H21V231H19ZM150 230H151V228H148V231H150ZM251 230L253 232H251ZM139 231H141V232H139ZM13 232H15V233H13ZM81 232L79 233V236L77 238L78 241L81 240L80 239V237L82 236ZM8 233L10 234V236L12 234L11 238H10V236H8L9 235ZM63 233L66 235L65 238H69L70 237L71 239H73L72 235H70L71 234L70 232H69V234L68 233H65V232H63ZM240 234H242V236ZM6 236L8 238H6ZM34 237H36V236H34ZM17 238L18 237H16V239ZM243 239H242V243H245L243 241ZM19 240H16V241L19 242ZM22 240H20V241H22ZM204 241H205V243L206 242L208 243L209 242V238L206 237ZM2 242H6V243L2 244ZM133 245H135V246H133ZM2 248H3V246H2ZM139 248H140V246H139ZM0 249H1V246H0ZM89 249H90L89 247L86 248L85 249L86 252ZM263 253H264L263 251L260 252V255L261 254L264 255ZM194 254H196V253H194ZM196 256H197L198 259L199 258L201 259L200 254H198ZM134 257H135V259H134ZM136 257H138V258L140 257V258L138 259ZM129 258H131V260L133 259L132 262H131V260Z\"/></svg>","mask_w":264,"mask_h":264}]
</instances>
